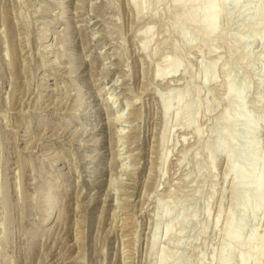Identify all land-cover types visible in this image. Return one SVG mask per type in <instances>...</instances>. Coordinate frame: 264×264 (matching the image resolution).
<instances>
[{"label":"rangeland","instance_id":"obj_1","mask_svg":"<svg viewBox=\"0 0 264 264\" xmlns=\"http://www.w3.org/2000/svg\"><path fill=\"white\" fill-rule=\"evenodd\" d=\"M135 1L0 0V264H264V0Z\"/></svg>","mask_w":264,"mask_h":264},{"label":"bare ground","instance_id":"obj_2","mask_svg":"<svg viewBox=\"0 0 264 264\" xmlns=\"http://www.w3.org/2000/svg\"><path fill=\"white\" fill-rule=\"evenodd\" d=\"M176 1L178 2V0H176ZM217 1L218 0H211L210 2H207V4L203 8V10H204L203 11L204 12L203 14L205 16V18L203 17L204 18L203 19V23L205 24L206 29L209 30V33H213L214 31H216V24H217V20H218V17H219V12L216 10ZM243 2H245V1L244 0H223V3H221V4L227 5V4L231 3L235 7H238ZM130 3L134 6L136 4V1L135 0H130ZM254 10H256V9L253 8L251 11H254ZM61 17H64L63 9H62ZM176 68H178V67H176ZM228 89L232 91V89H230V87ZM242 90H240L238 93H236L235 96L233 95V91L232 92L229 91L228 92L229 98H231V97L235 98V101L237 100V103H238L239 100H242V98H243L242 96H245L244 95L245 93L242 92ZM243 91H245V90H243ZM240 92H242V93H240ZM231 93H232L233 96L231 95ZM244 99H243V101H244ZM241 103H243V102H241ZM108 107H110L112 109H115V105L114 104H111V103H108ZM241 107H242V105H241ZM165 109L166 110L168 109V105L167 104L165 105ZM242 112H244V113L242 114L241 111H240V115L237 112V115H236L237 118H235L236 119V122H238V123L241 122V124L243 123L242 125L244 126V129H245V132L247 134L246 135L247 137L254 138L252 136L253 135L252 133H254V132L256 133V130L258 129L257 128V124L256 123H253L251 121L252 119L250 120L248 117H246L244 115L245 114V111L242 110ZM120 116L121 115H117L116 116V121L119 122ZM232 119L230 121V119L228 118V122L230 121L232 123V121H233ZM235 119H234V121H235ZM226 122H227V118H226ZM249 134H252V135L250 136ZM229 140H231V139H229ZM251 141L246 143V146L247 147L244 149L243 152H239V154L237 156V158L240 159V160L243 159V157H246V159L250 162L249 166H250L251 170L249 172H247L246 170H244L243 169L244 167L243 168H240L242 166L238 165L237 162L236 163H232L230 161L229 154L226 152V146H227V143L228 142L226 143L224 141L225 143L223 142V144H221L220 147H218V148H219V152L221 154H225L229 158V169H230L231 172H233L236 175V182H242V181L245 182L246 181V184L247 185L246 186L244 185L245 187H243V188H246L248 186V189L251 192L252 200L254 202L253 207L251 205V207H252V213H255V212H257V210H259V208H261V209L264 210V154H261L260 152H250V148L254 147V145L251 143ZM236 164L238 166H240V167H237ZM243 200L246 201V202H248L251 199H250V197L245 196ZM167 215L170 218V215L171 214H167ZM164 216L166 217V214ZM166 219H167V217H166ZM232 221H234L233 218L230 221V225L229 226L232 225ZM243 226H244L243 222H240L238 224L239 232L233 233V232H230L229 231V233H228L229 241H238L240 239V232L242 231ZM226 229H228V228H226ZM249 238H250V240L252 239L251 236ZM262 248L263 249H261L262 251L260 253V256L264 259V244H263V247ZM223 252H225V250H223ZM240 256H241L240 257L241 264H247L248 263V258L246 256H242V255H240ZM225 264H227V263H225Z\"/></svg>","mask_w":264,"mask_h":264}]
</instances>
